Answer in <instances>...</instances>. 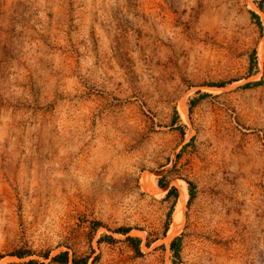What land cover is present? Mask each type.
<instances>
[{"label":"rangeland","instance_id":"obj_1","mask_svg":"<svg viewBox=\"0 0 264 264\" xmlns=\"http://www.w3.org/2000/svg\"><path fill=\"white\" fill-rule=\"evenodd\" d=\"M0 264H264V0H0Z\"/></svg>","mask_w":264,"mask_h":264},{"label":"trees","instance_id":"obj_2","mask_svg":"<svg viewBox=\"0 0 264 264\" xmlns=\"http://www.w3.org/2000/svg\"><path fill=\"white\" fill-rule=\"evenodd\" d=\"M252 18L258 20V16L255 15L254 13H251ZM190 188H189V195L190 198H193L194 196V192H193V186L191 184H189ZM117 232L122 233V234H126L128 232V229H118ZM128 240H130L131 242H134L135 244H137L139 241L135 240V239H131L129 238ZM171 250L173 251L174 255L177 257L179 254V246L177 244V241H172L170 244ZM136 250H138V246L136 245L134 247ZM17 257H20L21 255H16ZM58 259L61 260L62 263H65L67 261V257L65 253H62L61 255H59L57 257Z\"/></svg>","mask_w":264,"mask_h":264},{"label":"bare ground","instance_id":"obj_3","mask_svg":"<svg viewBox=\"0 0 264 264\" xmlns=\"http://www.w3.org/2000/svg\"><path fill=\"white\" fill-rule=\"evenodd\" d=\"M177 221H178V218L175 217V218H174V224H173V226H172V232H174V231L176 230Z\"/></svg>","mask_w":264,"mask_h":264}]
</instances>
